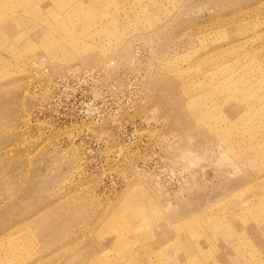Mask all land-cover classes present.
I'll return each instance as SVG.
<instances>
[{
	"label": "rangeland",
	"instance_id": "374dc122",
	"mask_svg": "<svg viewBox=\"0 0 264 264\" xmlns=\"http://www.w3.org/2000/svg\"><path fill=\"white\" fill-rule=\"evenodd\" d=\"M0 264H264V0H0Z\"/></svg>",
	"mask_w": 264,
	"mask_h": 264
}]
</instances>
